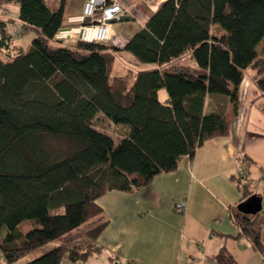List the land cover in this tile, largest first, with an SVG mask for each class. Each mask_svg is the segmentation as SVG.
<instances>
[{
  "label": "trees",
  "instance_id": "obj_1",
  "mask_svg": "<svg viewBox=\"0 0 264 264\" xmlns=\"http://www.w3.org/2000/svg\"><path fill=\"white\" fill-rule=\"evenodd\" d=\"M11 1L0 0V11ZM17 1L23 34L35 36L22 44L10 30L16 18L0 13V232L7 229L0 253L15 263L86 226L89 242H61L26 264L85 261L100 249L97 238L109 223L102 196L135 193L229 135L224 114L206 111L210 94L227 96L238 117L251 70L264 97V0H165L123 49L60 41L67 0L57 9L47 0ZM123 52L153 65L135 79L115 75ZM100 112L124 126L120 139L97 125ZM49 137L72 148L56 150ZM243 160L237 181L250 196L243 180L253 161ZM232 213L237 239L264 256V204L254 215L237 206ZM25 221L36 225L26 235L19 231ZM217 259L235 263L227 248Z\"/></svg>",
  "mask_w": 264,
  "mask_h": 264
},
{
  "label": "crops",
  "instance_id": "obj_2",
  "mask_svg": "<svg viewBox=\"0 0 264 264\" xmlns=\"http://www.w3.org/2000/svg\"><path fill=\"white\" fill-rule=\"evenodd\" d=\"M86 1L67 0L60 41L66 43L70 30L80 26L69 19L83 14ZM164 1L152 0L146 5L147 0H108L120 4L125 13L110 23L107 42L123 49ZM246 79L238 117L230 101L225 110L220 106L221 98L214 107L213 112L223 113L230 122L229 135L209 140L194 159L184 158L179 170L156 176L149 186L135 193L114 190L102 196L98 204L109 223L97 238L100 249L85 261L64 260L61 264H220L217 256L222 248L232 253L234 264H264V256L248 239H237L240 228L232 213L233 207L252 195H260L264 204V124L249 116L261 95L244 89ZM244 92L246 98L251 92L255 95L251 97L252 107L246 105ZM262 111L258 109V114L264 113V108ZM244 156L251 159L248 163L253 161L247 167L249 179L243 180L252 190L250 196L237 181L246 164ZM181 200L187 202L186 211L178 213L174 205ZM84 235L79 244L91 240L86 232ZM29 260L26 257L8 263L1 259L0 264H26Z\"/></svg>",
  "mask_w": 264,
  "mask_h": 264
},
{
  "label": "rangeland",
  "instance_id": "obj_3",
  "mask_svg": "<svg viewBox=\"0 0 264 264\" xmlns=\"http://www.w3.org/2000/svg\"><path fill=\"white\" fill-rule=\"evenodd\" d=\"M158 1H162V0H158ZM47 2L52 9H57L59 4H60V0H47ZM150 2H152V0H147L146 5H147V3H150ZM18 11H19L18 1L12 0L10 2V4H8L6 6V8H4V10L0 11V13H1V15L3 14V15L10 17V18L11 17L16 18L15 22L11 24L10 30L13 33H15L17 39L22 44L28 45L31 42V39L35 36V33L31 32L28 34H23L21 24H20L19 20L17 19L18 18ZM78 23H80V22H78ZM72 29L70 30V32L67 36L68 38H67L66 43L69 41H73L74 43H76L78 41V39L81 37L79 30H77L78 28H74L73 30ZM73 42H72V44H73ZM152 65L153 64L141 63L134 56H132L130 53L123 52V53H121V55L119 56L118 60L115 63L113 73L115 75H130V76H133V79H135L140 70L150 69L152 67ZM253 73L254 72L253 71L251 72V70L247 72V75H246L247 79L245 81V86H244L245 88L244 89L248 88V89H250V91L253 90V92L254 91L260 92V90L258 89V87L255 83V80L253 78V76H254ZM253 92L249 93L248 98H246V94L244 92V94H245L244 99L245 100L248 99V101H245L246 105L247 104H249L250 106L252 105L251 97L255 96L253 94ZM166 95H167V91L165 89H162L160 91V98L162 100H165ZM260 95H261V100L257 104H254V109L250 110L249 116L253 119L254 122L256 121V122H259L261 124H264V113L258 114V109L260 111H262L264 108V97L262 96L261 92H260ZM219 98H221V100H222V103L220 104L221 108L223 110H225L227 108L228 103H229V98L227 96L221 95V94H210L208 96V101H207V105H206V111L208 113L214 111V109L217 106V101ZM244 99H243V101H244ZM243 107H245V106H243ZM97 117H98L96 119L97 120L96 123H98L97 125L99 127H101L102 129H106V131L110 132V134L112 135V137H114V139L118 140V139H120V135L124 134L123 130H121V128H119V127H122L124 129V126L114 123L109 118H107L105 116V114L100 112ZM48 141H49L50 146L54 147L56 150L62 151L63 153L68 152L72 148L71 147L72 143L68 142L65 139L56 140L54 138L49 137ZM34 228H36V225L32 221H25L24 223H22L19 226V231H21L24 235H26L28 232H30ZM85 228H87V227L82 226L79 229L70 233L66 238L54 241V242L46 245L42 249H40L37 252L28 256L27 259H33L36 255L41 254L44 251L50 250L51 248L57 246L58 244H60L61 242H64V241L74 243V244H78V243L82 242V240L85 238V235H84V232H86ZM6 233H7V229L3 228L2 231L0 232V237L3 239L4 236L6 235Z\"/></svg>",
  "mask_w": 264,
  "mask_h": 264
},
{
  "label": "built area",
  "instance_id": "obj_4",
  "mask_svg": "<svg viewBox=\"0 0 264 264\" xmlns=\"http://www.w3.org/2000/svg\"><path fill=\"white\" fill-rule=\"evenodd\" d=\"M124 13V9L118 3H109L108 0H87L83 14L69 20L80 22L77 30H79L81 37L78 40L103 42L108 40L110 23L121 19ZM186 206V200H181L174 205V208L176 212L183 213L186 211ZM1 259H3V256L0 253ZM120 264L129 263L123 262Z\"/></svg>",
  "mask_w": 264,
  "mask_h": 264
},
{
  "label": "water",
  "instance_id": "obj_5",
  "mask_svg": "<svg viewBox=\"0 0 264 264\" xmlns=\"http://www.w3.org/2000/svg\"><path fill=\"white\" fill-rule=\"evenodd\" d=\"M262 208V199L255 195L238 205V209L246 214H257Z\"/></svg>",
  "mask_w": 264,
  "mask_h": 264
}]
</instances>
